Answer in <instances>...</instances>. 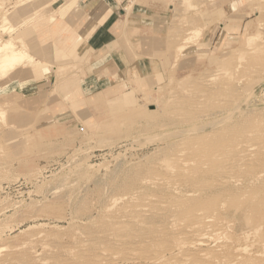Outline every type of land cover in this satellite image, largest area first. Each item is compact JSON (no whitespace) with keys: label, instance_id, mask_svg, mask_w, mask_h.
<instances>
[{"label":"rangeland","instance_id":"1","mask_svg":"<svg viewBox=\"0 0 264 264\" xmlns=\"http://www.w3.org/2000/svg\"><path fill=\"white\" fill-rule=\"evenodd\" d=\"M79 1L0 0V45L20 40L35 63L0 74V264H60L88 235L128 230L121 210L169 213L177 196L164 181L197 187L213 207L240 192L216 183L215 161L264 179V0H116L126 16L117 38L80 55L58 21L95 16L100 0ZM14 7L27 23L11 30ZM246 140L255 146L241 157ZM186 161L206 173H182ZM226 222L235 244L252 245L249 219L231 212Z\"/></svg>","mask_w":264,"mask_h":264},{"label":"bare ground","instance_id":"2","mask_svg":"<svg viewBox=\"0 0 264 264\" xmlns=\"http://www.w3.org/2000/svg\"><path fill=\"white\" fill-rule=\"evenodd\" d=\"M15 8L16 7L12 9L13 11L6 12L8 14L5 13L6 16L4 18V23L6 26L10 25L11 30L27 23L22 19L20 12L14 10ZM11 33H13V31ZM252 39H250L251 41H249V43L254 42V40L252 42ZM19 42L20 40L8 39L0 45V74H2V77L3 75L7 76L8 72L17 67L25 68L27 63H31L30 65H32L33 57L29 55L27 49L23 47L24 45H17ZM41 63L42 62L39 64ZM34 64L32 65L33 67ZM250 97L252 98V96ZM219 114L220 113H218V115ZM229 117L230 116H228V119ZM203 118H205V116ZM224 119L225 118L221 119L220 123L214 122L217 125L219 123L218 126H220L221 123H224ZM17 120L19 119L17 118ZM215 126L212 127L209 123V126L206 127H212L213 129ZM202 127L205 128V125L201 126V128ZM198 128L196 131L200 132ZM193 129H191V131ZM186 131L188 133V130ZM191 131L190 133H192ZM232 134L235 138L238 137L239 139L249 136L244 133L243 130L241 131L240 128L233 129ZM246 141L239 144L241 147L239 150L241 157L251 155L250 152L255 146L250 144L251 141ZM256 141H258V139ZM225 155L227 157L228 153H225ZM215 163L218 162L215 161L213 167L216 166L215 168L222 170L218 182L216 183H219L223 188L228 187L238 190L240 191L239 193L213 197L214 206L207 207L206 203L203 202V198L200 197V191L202 190L199 191V189H195L197 187H194L198 181L201 182L200 178L194 179L196 180L195 184L188 181L194 188L182 192L178 184L164 181L165 186L167 188L169 187V189H174L177 196V202L171 205L169 213H162L146 207L121 210L118 215L117 226H125L128 230L125 232L114 231L106 236L88 235L87 240L78 243V249L81 253L79 257L77 255H72V252H68L62 255L61 258L59 257L61 261L60 264H67L75 260H80L81 264L88 257L91 259L94 258L93 260L96 261L95 264H105L107 262L112 264H264V238L260 246V251H257V248L254 249L255 252L250 249V247L258 246V244L260 245L256 237H258V233L261 230H263L262 234L264 236V179H262L259 174H255L254 176L249 174L251 169L252 171L254 170V166H250L249 170H245L246 164L218 166ZM191 165L193 164H191L190 161H186L184 165L181 166L182 173L185 174L186 172H190L197 175L206 173L203 169H205L207 163L200 162L192 168L190 167ZM119 180H121V177ZM97 181L99 180L97 179ZM159 184H163V182ZM256 184L259 185L258 193L255 188ZM128 200H130V202L133 201L134 196H131ZM231 212H235L238 216L242 215L246 217L249 219L250 224H252L251 221L253 220L252 230L256 235L253 237L249 235L244 237L247 241L253 239L251 242L252 245H248L247 247L239 246L235 244L233 238L229 236L228 230L230 227L226 222V216ZM178 220L184 224L182 226L179 225ZM149 227L151 230H149ZM212 243H216L214 248L211 247ZM185 248L186 250H184Z\"/></svg>","mask_w":264,"mask_h":264},{"label":"crops","instance_id":"3","mask_svg":"<svg viewBox=\"0 0 264 264\" xmlns=\"http://www.w3.org/2000/svg\"><path fill=\"white\" fill-rule=\"evenodd\" d=\"M91 2L92 0H80L79 5ZM97 5L100 8L96 10ZM94 7L91 10L95 16L90 19L81 17V19H77L78 22L74 23L65 16L58 20L62 21L63 28L59 35L62 36L63 41L69 39L68 45L70 48H74L79 55L84 51H90V49L95 53H105L109 45L117 38L120 27L125 24L124 17L126 16L122 14L124 8L120 7L116 0H100ZM127 21L130 27H135V25H131V22L135 23V17L132 16Z\"/></svg>","mask_w":264,"mask_h":264}]
</instances>
